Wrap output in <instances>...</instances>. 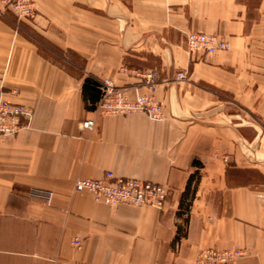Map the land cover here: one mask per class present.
<instances>
[{"label": "crops", "instance_id": "0c3cea01", "mask_svg": "<svg viewBox=\"0 0 264 264\" xmlns=\"http://www.w3.org/2000/svg\"><path fill=\"white\" fill-rule=\"evenodd\" d=\"M34 7L28 20L0 12L4 98L32 110L14 136L0 137V264H193L205 248L264 264V0ZM188 33L229 48L188 51ZM87 76L130 98L152 94L161 120L100 115ZM107 172L171 195L157 209L74 191L76 180ZM29 188L51 190V204L29 200Z\"/></svg>", "mask_w": 264, "mask_h": 264}, {"label": "built area", "instance_id": "2783aa9c", "mask_svg": "<svg viewBox=\"0 0 264 264\" xmlns=\"http://www.w3.org/2000/svg\"><path fill=\"white\" fill-rule=\"evenodd\" d=\"M11 12L18 20H28L35 16L34 0H0V12ZM188 51L213 54L225 51L229 43L225 38L205 33H188L185 37ZM150 77V76H149ZM185 74L179 72L177 80L184 79ZM153 91V88H151ZM4 83L0 77V137L14 136L22 127L21 119H29L30 107L13 103L4 98ZM16 93V91H12ZM95 111L100 115H127L144 113L151 120H161V104L152 94H136L130 98L125 91L115 88L109 82L100 86V98L95 105ZM94 120L81 122L83 129L92 130ZM75 192H88L96 203L109 206L121 204L133 206H152L161 209L171 195V189L164 184L143 181L133 178L114 176L107 172L102 179H78L73 184ZM29 200L50 205L53 192L41 188H29L26 193ZM80 238H74L72 245L79 248ZM245 255L243 250H219L205 248L200 250L193 264H235L236 260Z\"/></svg>", "mask_w": 264, "mask_h": 264}, {"label": "trees", "instance_id": "16d2710c", "mask_svg": "<svg viewBox=\"0 0 264 264\" xmlns=\"http://www.w3.org/2000/svg\"><path fill=\"white\" fill-rule=\"evenodd\" d=\"M101 84L102 83H100L96 78L92 76H87L84 79L83 90L94 91L97 94L95 97L98 98Z\"/></svg>", "mask_w": 264, "mask_h": 264}]
</instances>
